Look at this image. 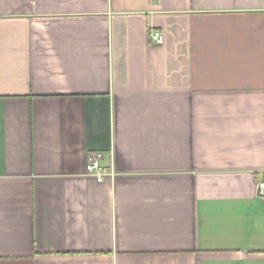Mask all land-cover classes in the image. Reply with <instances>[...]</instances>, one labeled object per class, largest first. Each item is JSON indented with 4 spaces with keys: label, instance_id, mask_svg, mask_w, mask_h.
<instances>
[{
    "label": "crops",
    "instance_id": "1",
    "mask_svg": "<svg viewBox=\"0 0 264 264\" xmlns=\"http://www.w3.org/2000/svg\"><path fill=\"white\" fill-rule=\"evenodd\" d=\"M263 179L264 0H0V264H264Z\"/></svg>",
    "mask_w": 264,
    "mask_h": 264
},
{
    "label": "built area",
    "instance_id": "2",
    "mask_svg": "<svg viewBox=\"0 0 264 264\" xmlns=\"http://www.w3.org/2000/svg\"><path fill=\"white\" fill-rule=\"evenodd\" d=\"M150 35L156 44L164 43V35L160 30H152ZM104 154L102 152H91L88 154L86 171L90 175H94L98 181H103L107 175L111 173L109 169L102 164ZM258 192L264 201V179L258 182Z\"/></svg>",
    "mask_w": 264,
    "mask_h": 264
}]
</instances>
